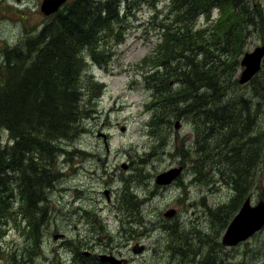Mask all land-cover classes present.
<instances>
[{"label": "rangeland", "instance_id": "rangeland-1", "mask_svg": "<svg viewBox=\"0 0 264 264\" xmlns=\"http://www.w3.org/2000/svg\"><path fill=\"white\" fill-rule=\"evenodd\" d=\"M41 1L0 0V50L21 49L47 22L39 11ZM121 1L118 31L122 39L113 47L107 65L100 67L83 53L87 69L82 109L88 110L89 117L81 121V131L74 140L59 143L65 153L57 156L54 170L59 176L45 191L46 220L38 228L39 245L30 241L23 216L15 223L8 221L0 236V264H81L84 261L78 260V253L98 263V255H113L125 258V264H207L209 253L221 264H264V227L233 247L221 244L243 201L247 197L251 205L264 201V169H257L250 191L233 210V191L222 180L226 172L220 175L217 168L210 171L218 166L217 158L194 157V146H207L206 153L215 154L204 131L209 127L206 111L186 110L180 117L170 113L163 119L155 116L153 89L144 77L152 72L147 57L158 43L157 26L168 14L167 0L146 1L144 5L131 0L132 6L125 9ZM247 1L253 7L260 5L264 14V0ZM215 16L214 10L209 17L201 16L197 24L204 25ZM262 38V32L249 35L243 52L264 44ZM88 78L97 85L94 89ZM168 87L174 90L177 85L170 83ZM231 91L220 96L223 101L233 96ZM236 92L250 98L249 94L240 95L241 90ZM247 92H251L250 87ZM249 107H255L252 100ZM256 122L264 126V101ZM0 134L4 144L9 136ZM179 166L183 173L174 184L167 188L155 185L157 174ZM206 173L211 177L207 183ZM10 188L12 207L19 208L17 183L12 181ZM226 203L218 215L206 214ZM170 209L176 214L167 219L163 214ZM55 234L63 237L54 240ZM196 235L201 242L215 241L221 247L211 246L207 253L195 240ZM179 237L185 238V246ZM136 245L143 247L140 254L132 252ZM183 247L185 254L180 252ZM188 248L199 253L194 262L187 259Z\"/></svg>", "mask_w": 264, "mask_h": 264}, {"label": "trees", "instance_id": "trees-1", "mask_svg": "<svg viewBox=\"0 0 264 264\" xmlns=\"http://www.w3.org/2000/svg\"><path fill=\"white\" fill-rule=\"evenodd\" d=\"M123 3L125 9L134 2ZM121 5V0H70L44 17L47 22L21 49L0 50V131L9 136L3 144L0 134V236L8 221L15 223L23 216L30 241L39 245L38 228L46 220L45 191L59 176L54 170L57 156L65 153L59 143L74 140L81 121L89 117L88 110L82 109L87 69L83 53L100 67L107 65L113 47L122 39L118 31ZM166 6L168 14L157 26L158 43L147 57L152 72L144 77L153 89L155 116L163 119L170 113L180 117L186 110L206 111L209 127L204 131L215 154L208 155L207 146L201 145L194 146V157L217 158L218 166L210 171L226 172L222 180L233 191L230 206L236 210L255 182L257 169H264V126L256 122L264 101V59L247 85L234 79L249 35L262 32L264 37V14L260 5L253 7L247 0H167ZM213 10L216 18L199 26L198 19L209 17ZM88 82L93 89L97 86L90 78ZM170 83L177 88L171 90ZM230 89L233 96L223 101L220 96ZM237 90L251 99L239 96ZM199 136L200 131L196 143ZM208 173L206 183L211 181ZM12 181L19 189V208L10 201ZM226 206L206 214L218 215ZM196 238L207 253L211 246L221 247ZM178 239L185 246V238ZM180 252L185 254V248ZM1 255L0 249V259ZM198 255L188 248L189 262ZM76 256L84 261L81 264H103L80 253ZM206 258L207 264H221L209 253Z\"/></svg>", "mask_w": 264, "mask_h": 264}, {"label": "water", "instance_id": "water-1", "mask_svg": "<svg viewBox=\"0 0 264 264\" xmlns=\"http://www.w3.org/2000/svg\"><path fill=\"white\" fill-rule=\"evenodd\" d=\"M68 0H42L39 10L42 15L50 16L56 13L63 4ZM264 57V44L256 47L253 51L243 54L239 65L242 68L238 75V84L246 85L258 73L261 68V62ZM183 168H170L159 173L154 183L156 186H169L181 174ZM107 196V192L104 193ZM176 214L175 210H167L163 216L167 219L172 218ZM264 226V201L260 200L256 205H251L250 199L246 198L236 215L232 218L222 237L221 244L225 247H233L239 243L245 242ZM63 235L55 234L53 239L62 238ZM143 250L142 246H134L132 252L140 254ZM100 260L110 264H121L123 261L117 260L112 256H100Z\"/></svg>", "mask_w": 264, "mask_h": 264}, {"label": "flooded vegetation", "instance_id": "flooded-vegetation-1", "mask_svg": "<svg viewBox=\"0 0 264 264\" xmlns=\"http://www.w3.org/2000/svg\"><path fill=\"white\" fill-rule=\"evenodd\" d=\"M183 115V114H182ZM184 116L185 117H189V116H191V114H184ZM175 125H177V123H175ZM178 126V125H177ZM103 138V140H104V137H102ZM123 168H125L126 169V167H124L123 166ZM184 169V168H183ZM174 184V183H173ZM171 185V184H170ZM169 187V186H168ZM161 188H167V187H161ZM105 192H107V196L104 194V196H105V198H106V200H107V202L109 201V194H108V191H105ZM104 192V193H105ZM132 220V219H131ZM132 222V221H131ZM131 222H129V223H131ZM137 246V245H136ZM86 256V255H85ZM88 256V255H87ZM100 256H108V255H98L96 258H97V260L99 261V262H101V263H103V264H109L108 262H106V261H102V260H99V257ZM109 256H113V255H109ZM114 257V256H113ZM87 258V257H86ZM115 259H117L116 257H114ZM88 259H92V258H89V256H88ZM117 260H120V261H123L121 264H125L126 263V259L125 258H120V259H117Z\"/></svg>", "mask_w": 264, "mask_h": 264}]
</instances>
